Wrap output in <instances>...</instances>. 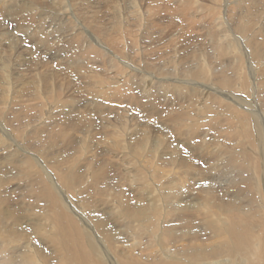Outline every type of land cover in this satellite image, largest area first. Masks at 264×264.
Segmentation results:
<instances>
[{
  "label": "bare ground",
  "instance_id": "1",
  "mask_svg": "<svg viewBox=\"0 0 264 264\" xmlns=\"http://www.w3.org/2000/svg\"><path fill=\"white\" fill-rule=\"evenodd\" d=\"M48 1L50 2L51 6L56 9V11L52 14L50 18L46 17L48 13H44L43 11L38 9L39 4L36 0H0V81H2L3 83V85H0V103H2V105L4 103L3 100L6 89V75L11 77V85L18 84L21 78H24L26 80L25 83L22 84V86H25L29 90V96H32L33 98L37 99L34 105H32V102L27 105L32 108H36L35 111L36 113H38V115L34 122L35 124H40L38 125V128L44 127L43 121L44 115L46 113V108L43 109L46 106V102L42 94H45L47 97L51 96L53 98V101L56 100L54 104L64 105L68 107L70 111L81 113L84 112V114H93V116L88 117L89 120H93L96 123V125L99 127V133L102 134L109 143L102 146L105 155L101 159L103 160V162L109 165V168H112L111 172L113 173V175L116 176V174H118V178H120V180L122 179L121 182L124 183V180H126L127 183L125 184L128 185L131 181V173L127 171L126 168H122L117 165L118 161L123 158L121 151H126L129 153L130 156H133L134 154L140 153L143 150L142 152H144L146 155H150V151L148 150L155 145L154 131L157 130L158 132H161V134L162 131L168 133V127L175 132V134L177 135V141L182 144L181 148L177 150H179L185 156L191 153L192 157L195 160H197L196 158H199L202 163H204L206 166L208 165V168H204L202 171L196 173L199 175L201 180L203 178V182L205 183V186H207L203 194H209L214 196V191L218 192V198L223 199L222 202L217 203L214 202V199L210 201H202L201 199L196 198V196H193L192 198L183 201L186 202L188 205L186 207V210H191L194 208L204 216L206 212L205 204H207L208 202L214 203L215 210L226 211L232 209L237 212L243 210L248 214L252 213V211H256L255 209L258 210L262 208L264 204V113L262 112L263 106L258 107L254 98L247 103L246 109H244L242 105L239 104H228V102L230 101H224L223 103L218 101L219 104H222L221 109H223L229 115L234 117L233 121H226V125L222 126V128L218 127L214 134H211L209 131L203 130L201 127L205 126L209 121H211L215 113L218 111V108L216 107L214 101L215 96L222 97L225 95L224 90L218 88V86H216L214 83L206 82L204 80V76L206 75V68L208 66V56L212 57V59H216L219 55L225 52H231L234 54V56H231V54H229L225 57H221L220 59H218L220 60V62H222V64H219L217 62L215 63L217 68L221 67V70L219 71L220 73L225 72L223 74L225 76H222V74L216 72V70L213 69V65H210V77L212 81H216L219 77H235L236 81H238V86L234 88L233 91L238 92L244 88H249L253 91V96L258 95L260 87L264 86V80L261 81L262 84L258 83L260 79H263L264 77V64L256 62L257 66H254V68L251 67V64L247 62V57L249 55H257V53L262 51V47L264 49V39L262 40L263 42H259L256 41L257 38H255V36L258 35L257 33L262 28H264V19L262 18V16H260L261 12L264 11V0H242L243 6L239 8L232 7L233 0H172L174 4V6L172 5V9L176 13V20L182 23L183 19L184 23L189 28L188 29L183 24H179L181 25L180 27H182L183 25L182 29H184V32L186 31L189 32V34H193L192 31L194 30L192 29L196 28V26H199V30L203 31L202 34L204 33V35H206V37L204 38L206 40H202L198 37V44L195 43V45L192 44L190 45L191 47H188L190 51L194 50L197 47H200L202 50L196 51L193 54V59L189 60L190 62L197 63V65L195 63L193 64L195 68L186 69L185 72L177 73L175 69H172L175 71L173 73V71L171 72L170 69V71H166L167 73L165 71L164 73H162L159 70L160 68L155 67L154 70L152 69L153 67L151 68L150 63L146 62L144 65L146 66V68L148 67L154 71H158V73H156V76H158L157 78L151 77L152 75H150V73H140V69L134 66V58L136 54L133 57H130L131 55L129 52H127L128 50L126 51L127 53H125V50L120 46V48L124 50L122 51L118 46L120 44L117 40L120 37L122 38V36H118L117 38V36L115 37L113 35L112 30L106 31L103 28L98 29V27L96 26L98 24L97 22L95 24L94 21L95 18L98 19L99 16L94 17L90 15L89 13H91V10L88 7L92 5L90 3H93V5H97V3L100 2L99 0H81L84 1L85 4H81L77 0H70L68 4L64 5L63 7L61 6L58 0ZM101 1L104 2L105 0ZM119 1L122 5L120 6V10H127L128 14L132 16L135 21L134 22L132 20L131 22L134 24L136 23V25L138 26V30L146 31V29H149L151 28V26H154V24H152L154 20L152 19V17L153 15L156 16L154 12L159 10L158 5L157 8L153 5L156 0L152 1V5L155 8L150 5H146L145 0ZM146 1H148L147 3H149L151 0ZM172 1L168 0L167 2L170 3ZM102 2L100 3L102 4ZM103 5L104 3L102 4V6ZM169 6L170 4L168 5V7ZM120 10L117 7L116 11H114V16L110 14L112 16L111 18H114L113 21L116 20V13L118 15L120 13ZM178 11H180L182 15L179 14ZM58 12H63V14L66 13V18L71 23L69 27L66 26V20L64 16H62V13ZM209 13L212 16H216V19L214 21H212V19L210 18H202L204 14ZM159 14L161 13L158 12V15ZM226 14H228L230 18L227 20V22H224L227 19ZM161 15H164V13ZM178 15H180V18L178 17ZM251 17H253L254 21H252L254 23H252L251 20L245 23L244 25L243 23L241 24V22H239V19L247 18L248 21ZM100 18L102 17H99V20ZM126 19L128 20V17H126ZM231 19H236L235 21L237 23H232L230 21ZM99 20L98 22L104 21V19H102L103 21ZM125 20L124 23L127 21ZM161 20H163L162 17ZM108 21L110 22V19H108L107 21H105L106 23H104L107 24ZM113 21L111 19V22ZM115 22L120 23L121 19L120 21ZM201 22H203L202 25ZM116 23L115 28L116 25H119ZM194 23L197 25H195ZM105 24H103L102 27H104ZM129 24L130 26L132 25L130 27L132 29L133 24ZM255 25H258L256 26L258 27V29L255 28ZM110 26L111 24H109V26L107 27H109L110 29ZM127 26L129 25L127 24ZM139 26L141 29H139ZM112 27H114V25ZM119 27L118 29L121 30L122 27ZM124 27H126V25H124ZM127 28V30L130 32V28ZM135 28L134 30L138 32V30H136L137 28ZM231 28L236 29V31L238 32H241V29H245V31H252L251 34L248 35L249 37L246 36L247 32L245 33V35L242 34L247 37V41L248 43H250L247 44L245 40L244 44L246 43V46H249L251 50H254V52L251 53L252 55H248L243 50L244 45L242 43L239 44V40L237 38L234 39V37L236 36L233 37L234 34H232L233 30ZM89 30L91 31L90 34H88ZM115 30L117 31L118 35L119 32L121 33V31L117 30V28H113L114 33H116ZM124 30L125 29H123L122 34L120 35H123L125 33H127L126 35H129L132 33H128V31L124 32ZM262 30L264 31V29ZM109 31H111L112 34ZM197 31L198 28L196 30V33ZM201 31L198 32L201 34ZM106 32L108 33L106 34ZM134 32L130 36L124 35V37H127L126 43L127 39L129 43L126 45L127 48L125 49H130L132 55L134 53V50L136 49L137 41L140 44L142 43L140 41L141 38L146 39L147 35L149 37L150 34L155 33L150 32L148 34V32H146L147 35L143 37L140 33H138L140 34V37L138 40H136L135 34H137V32ZM17 35L21 36V38L25 41L29 48H21L19 50V52L21 53L13 54V52L17 50H15L14 44L11 40L14 36ZM132 36L134 38H132ZM240 36L241 35L239 33V37ZM98 37H102L101 40L104 39L108 41L109 44L107 42L103 46L101 42L97 40ZM150 37L153 36L151 35ZM188 37H185L187 41L189 39ZM241 38H243V36ZM119 41L121 43V41L123 42L125 41V39L122 38ZM179 41L177 40V42ZM251 41H253L252 43L254 44H251ZM185 43L186 41L182 42V44L184 45ZM116 45L118 48L115 47ZM173 45L175 46V44ZM187 45L188 44H186L185 46ZM45 46L46 50L43 49L45 48ZM185 46H183V48ZM175 47L173 50L174 52ZM168 48H170L169 44ZM183 48L180 49L179 47V49L182 51ZM30 49L34 50L32 51ZM166 49L164 48V50ZM107 50L109 52H107ZM135 51L138 52V50ZM186 51L187 50L185 49L184 52ZM38 53L42 56L38 55L35 58L27 57L28 55L36 56ZM117 53L118 55H116ZM203 53H205L206 55H204ZM180 54H182V52ZM164 55L163 57L167 56ZM260 56H262V54ZM120 57L121 59L128 58L129 62L133 63L134 65H128L129 63L127 64L126 62L125 63L127 65L121 64L119 60ZM8 58H10L9 61ZM233 59L236 62L235 67H233L232 64ZM47 60H50L51 62L56 64L67 66L68 69L73 68L72 73L76 76H79L80 74L76 71L77 69H75L74 67H83V70L85 69V73L83 74L85 78L83 93L74 95V91H76L77 89H70L71 85L68 84L66 91L64 90L65 92H63L62 94L61 84L58 86L55 82V79L57 80V78L55 77L59 74L56 72H61V70H53L52 68L48 67L45 63V61ZM116 60H118L120 63ZM141 60L142 59H140L138 62H141ZM138 65L136 64V66ZM128 66H130L131 69ZM97 67L99 70L97 69ZM142 69L144 68L142 67ZM150 69H148L147 71L150 72ZM161 70L163 71V69ZM228 70L230 72V76L226 74L229 73ZM100 72L104 74L100 75ZM124 72H127V79L137 84V88H129L128 86H122L121 88L117 89L120 85H122L121 80L123 77L122 74ZM186 72L188 74H192L190 76H195L196 78L199 77V80H201L203 83L201 87L202 90L200 88L198 89L197 87L191 86L190 84L192 83H190V81L189 84L187 80L179 81L177 79H174L175 77L178 78L177 76L179 75H184V73ZM52 76L54 77L53 82H51ZM245 76H248V85H244ZM148 77H151L152 80L149 81ZM168 77L173 79L172 82H168L170 81V78ZM45 81L49 82L46 84ZM152 81H154V83ZM78 84L76 83L78 88H80L81 86ZM81 85L83 86V84ZM197 86L199 85L197 84ZM212 89L215 90V92ZM54 90H57V92H53ZM118 90H120L122 95L126 98L121 101L117 100L114 102H110V100L117 98V94H115V92H118ZM260 90L262 91V89ZM153 99H158V102H160L161 106H159L155 101L151 102L153 101ZM179 99H181V102H179ZM230 99L232 101L237 100L235 97H230ZM261 99L262 98L256 97L258 103ZM27 102H30L28 98ZM2 105L0 106V111L3 108ZM134 106H136V108H134ZM113 107L116 108L119 112H124L125 114L122 115L130 121V124L135 125L137 127L141 124L139 130H142V132H136L132 135L133 138H136L143 134L144 138H138L137 145H129L130 142L133 143L134 140L128 135H123L124 133L121 137H119V133L122 131L123 128H125V125L127 124V122H125L122 118H114V120L117 121V125L114 128H112V126H109V124L107 123V113L114 111ZM109 108H112V110L109 111ZM142 108L144 109L141 112H138V110ZM95 111L96 114H94ZM235 112L239 116H245L246 118L237 120L235 118ZM180 113V119L181 123L183 124V127L178 121V115ZM141 114L144 115V118L140 117ZM150 116L154 118V121L150 119ZM190 125L195 126V128H186ZM60 127L61 129L59 130V132L56 133L58 138L57 140L60 143L59 146H65V144L62 143L63 140H66L68 144L73 141V147L75 150L82 151L83 146H91V144L88 143V140L90 139V136L93 131L91 130L88 122H85L82 127L75 126L74 123H65L63 126ZM223 127L225 128L223 129ZM159 129H162V131H160ZM219 130H222L221 134L218 133ZM251 130L252 132L250 134ZM208 134L211 135V137L216 134V138L210 139V136ZM249 134L252 139L253 145L246 142V137L248 139ZM5 136H7V134L4 131L0 130V168L4 169L0 171V176H3L2 179L10 177L16 178L13 183L11 182L10 185H6L5 187L0 189V198L7 199L10 202L18 204L20 208H23L26 211L27 216L22 217V220L24 222L30 221L28 222L29 224L33 225L35 228H39L40 219L42 218L40 215H37V213H45L46 208L44 202L39 200L37 197L35 198L36 193L38 192V185L36 183L35 177H31V179L27 180L24 177L19 176V173L12 176V174H14L15 172L11 170H15L20 173L26 172L30 167L28 162H31L34 159L37 163V160H39V158L41 160L44 156L39 155L38 158L36 154L28 152L25 146H23V148H19L17 147L14 141H8ZM163 137L166 139L164 135ZM206 137L208 140H205ZM6 140L8 144H6ZM221 140H223L222 143ZM39 142V139H35L34 146L36 145V143ZM57 143L58 142L54 141V145H57ZM5 145L10 146L9 149H5ZM107 145L110 149L107 147ZM175 145H177V143H174L171 146L173 147ZM28 146L33 147L32 143H29ZM111 147L117 151L112 150ZM18 148L23 150L25 155H22L19 151L15 150ZM48 152L49 151L41 153L44 155H49L52 158H56L61 153H66L63 150H59L56 153ZM112 153H115V157L109 156V154ZM256 158L260 160L259 175L256 171ZM188 160V158H179L176 155L167 156L163 158V160L156 158V167L151 166L152 170H150V172H147L148 169L146 168L145 171L147 173L145 175L150 176L152 178L157 177L160 173L168 174L170 172L169 175H171L172 169L175 166H187ZM39 172L42 173V171ZM47 172L49 173V170H47ZM219 172H221V174L226 173V179L231 184L233 183L234 186H231L230 184L223 181L218 182L217 180ZM41 176L43 179V184L46 182L48 189L56 195H58L57 190H63L65 189V187H73L71 185H74V183L77 184L78 180L76 176L68 172L64 173L63 180L60 183L58 181L52 182L49 176L43 173ZM179 179L181 180L183 179V177H180ZM49 180L51 181V183ZM174 182H177V180ZM179 183L181 184L182 182L172 183L171 185ZM158 184L160 183H155V185L160 186ZM185 185L187 186L186 189L189 190L190 193L196 195V188L194 186L190 185V183ZM15 190H19L21 192V198L14 199V194L12 193V191ZM105 191L108 192V189H106ZM33 196L34 200L32 199ZM111 196L115 197L114 195L107 196V198L109 199L106 198L105 200H102L101 203L99 202L96 205L99 210L103 211L107 215L108 219L110 216L114 215L115 213H118L117 208L120 205L119 201H117L116 205H113V202L111 203L109 201L111 200ZM11 197H13V199ZM146 197H150V195H147ZM65 198L68 202H72V200L69 199L70 197L68 196V194L65 195ZM191 199L193 200L190 201ZM224 199L229 200L231 204H223ZM34 201L37 204L34 203ZM40 201L43 206H40L38 204L40 203ZM144 205V209L156 208V220L162 217V210L160 209V206L157 205V203H154V201H147L144 202ZM28 207L29 209H31L29 213V209H27ZM64 208L67 211L69 210L68 206L66 205H64ZM72 208L76 211L77 206L72 203ZM34 209H36V211H34ZM248 209L250 210L248 211ZM114 210H116L117 212H115ZM70 212L73 213L74 217L69 214ZM68 214L71 215V221L76 225V227L74 228V233H81L83 236H86L88 238L87 242L90 253L93 254V249L101 252V248H104V244L102 245V243L103 241L105 242L106 233L99 232L98 237L99 239H101V241L93 238V236L95 237L94 230H96L94 213L87 214L90 226L86 224L87 221L82 220L79 212L78 216L71 210L68 211ZM4 215L5 219L11 218L12 214L10 212V209L6 210L4 212ZM108 219L104 218L99 222V231H101L102 229L101 225H103L104 230L108 229ZM52 220L54 223H63L66 220V215L61 213L55 214L52 216ZM83 221L86 224L85 226L83 225ZM109 221L112 223L110 219ZM120 222L121 217L119 216L113 222V224L116 226L117 223ZM4 225H6V223ZM64 226H66V240L59 236H56L53 238V245L55 249L66 254L67 251L72 248V224H64ZM19 227H21V229L18 232L26 236L27 243L19 245L18 242H20L21 240L20 235L12 233L9 228H6L5 233L1 236V241H4L5 244L8 246L10 253L9 257L12 261H14L16 258H19L22 259L20 264H53L55 263V261H57V263L61 262L62 264H72V262H70L71 260L60 259L59 255L54 250L52 245L46 240L47 237H39L35 233L31 232L29 229H25L22 224L16 225V228ZM211 227L212 224L210 222H208L207 224L204 222H200L197 226L186 227L178 231V240L182 241L180 242V245H175L174 248H168L163 252L164 256L173 261L167 264H248V247L245 242H242L243 253L237 255L234 252L220 246L215 240H212L214 238V234L210 230ZM54 228H60V224H54ZM33 238L36 240V244L33 242ZM258 248L259 241L254 240V251L257 252ZM36 250L39 252L44 262L42 261V258H40ZM3 251L4 250L2 244H0V259L5 257V255L1 257ZM105 251H108V249L105 248ZM108 263L140 264L129 258H125L120 261H117L116 258H113V260H108Z\"/></svg>",
  "mask_w": 264,
  "mask_h": 264
},
{
  "label": "rangeland",
  "instance_id": "2",
  "mask_svg": "<svg viewBox=\"0 0 264 264\" xmlns=\"http://www.w3.org/2000/svg\"><path fill=\"white\" fill-rule=\"evenodd\" d=\"M36 1L39 4L38 9H40L44 13H48L46 15L47 18H50L52 16V14L56 11V9H54L51 6V4L48 0H36ZM58 1L61 4V6L63 7L64 5L68 4V2L70 0H58ZM77 1L80 2L81 4H85L84 1H81V0H77ZM99 1L102 2L101 0H99ZM152 1H154V0H151L150 1L151 3L150 2L147 3L148 1L145 0L146 5H150L153 8H155V7L157 8V5H158L159 10L155 11L154 14L156 16L153 15V17H152V19L155 20V21L153 20V22H152V24H154V26H151L152 29L151 28L146 29V31L145 30H143V31L138 30V28H137L138 26L136 25V23L134 24L131 22L132 20L134 21V19L132 16H130L128 14L126 9H124V10L121 9L122 11L120 10V6H122V5H121V2L119 0H107V2L105 0L104 2H102V4L104 3L103 6L100 2L97 3V5H93V3H90L92 5H90L88 8H90V10H91V13H89L90 15H92L94 17H98V16L102 17V18H100V20H99V17H98V19L95 18L94 23L96 24V22H97L98 25H96V26L98 27V29L103 28L106 31L112 30L113 35L115 37L117 36V38H118V36H122V38L125 39V41H123V42L121 41V43H123V44H121L119 40L122 38L121 37L118 38L117 41L120 44V45H118L119 48L121 46L125 50L124 51V50H122V48H120L122 51H124L125 53L129 52L131 55L130 57H133L136 54L135 58H134L135 65L133 63L129 62L128 58L127 59H123V58L121 59V57H120L119 60H120L121 64L127 65L129 63L128 65H134L135 67H138L140 69V71H141L140 73H144V74L150 73V75H152L151 77H154V78L158 77V76H156V73H158V71H154L155 67L160 68L159 70L162 73H164V71L168 72V71H170V69H171V72L173 71V73L175 71H177V73H181V72H185L186 69L195 68V66H193V64L195 63L197 65V63L196 62H190L189 60L193 59V54L196 51L202 50V49L200 47H197L194 50L190 51L188 49V47L192 44L195 45V43L198 44L197 42H198L199 38H201L202 40H206V39H204L206 37V35H204V33L202 34L203 31L199 30V26H196V28L192 29V30H194V31H192L193 34H189V32H186V31L184 32V29H182L183 25H185L187 28H188V26L184 23L183 19H182V23H180L176 20V13L172 9V5L174 6L172 0H170V1H172L170 3L167 2L168 0H164V2H163V0H158V1L156 0L154 3ZM160 1H162V2H160ZM204 1H206V0H204ZM152 3L155 7L152 5ZM169 4L171 7L170 6L168 7ZM241 6H243L242 0H233L232 1V7L233 8H239ZM117 7L119 8L120 13L118 15L116 13V16H117V17L115 16L116 20L113 21L114 18H111V17L114 16V11H116ZM101 8L103 11H106L107 13L103 12L101 10ZM108 9H110V10H108ZM113 9H115V10H113ZM180 11H178V13L182 15V13ZM124 12L126 15L124 14ZM158 12L161 14L164 13V15H161V14L158 15ZM58 13H62V16H64V18L66 20V26L69 27L71 23L66 18V13H64V14H63V12H58ZM94 13H96V14H94ZM108 13H109V15H108ZM118 16H119V18H118ZM260 16H262V18L264 19V17H263L264 11L261 12ZM126 17H128V20L126 19ZM161 17L163 20H161ZM178 17L180 18V15H178ZM204 17L210 18V19H212V21H214L216 19V16H212L210 13L204 14L202 16V18H204ZM226 17H227V19H226ZM226 17H225L226 21H224V22H227V20L230 18L228 14H226ZM105 18H106V20H105ZM107 18L110 19V22L108 21L107 24H105L106 23L105 21L108 20ZM102 19H104V21ZM111 19L113 22H111ZM120 19H121L120 23L115 22V21H120ZM129 19H130V21H129ZM98 20L103 21V22H98ZM124 20L126 21L125 23H124ZM235 20L236 19H231L230 21L232 23H237ZM250 20L252 23H254L253 17L249 18L248 21H247V18L239 19V22H241V24L243 23V25H244L245 23L249 22ZM114 22L116 24H119L118 26L116 25L117 30L121 31V33L119 32V35L117 34L116 30H115L116 33H114V31H113V28L116 29ZM99 23L102 25H100ZM108 23L111 24L110 29H109V27H107V26H109ZM129 23L133 24L134 28L136 26L137 29L136 28L135 29L138 30V32L135 31L133 27L131 29L130 27L132 25L130 26ZM103 24H105V26L107 27L106 28L104 26L106 29L104 27H102ZM127 24L129 26H127ZM162 24H163V26H162ZM179 24H183L182 27H180L181 25H179ZM202 24H203V22H201V25ZM113 25H114V27H112ZM124 25H126V27H124ZM195 25H197V24H195ZM119 26L122 27L121 30L118 29ZM206 26H207V23H206ZM256 26H258V25H255V28L258 29V27H256ZM127 27L130 28V30H131L130 32L127 30L128 29ZM235 27H233V28H235ZM197 28H198L199 32L201 31V34L198 31H197V33H199V34L196 33ZM233 28H231L233 30L232 34H234L233 37L236 36V37H234V39L237 38L239 40V44L242 43L244 45V48H246V49L243 48V50L248 55L253 53L254 50L253 49L251 50V48L249 46L245 45L246 43L247 44H250V43H248L247 37L244 36L246 32H247L246 36H248L251 34L252 31H248V30L245 31V29L244 30L241 29L240 30L241 32H238V31H236V29H233ZM123 29H125L124 32H127V31H128V33L132 32L131 34H133L134 31H135L134 33L137 32V34L138 33L141 34V31H142V34H141L142 37L147 35L146 32H148V34L150 32L151 33L155 32L154 33L155 35L150 34L149 37L147 35L146 39L148 41L146 39L141 38L142 40L140 39V41L142 43H140V44L137 41L135 50H138V52H136L134 50V53L132 55L131 54L132 52H130V49H125V48H127L126 45L129 44L128 39H127V43H126V38H127L126 36H130L131 34L126 35L127 33H125L123 35H120V34H122ZM139 29H141L140 26H139ZM262 29H264V28H262ZM262 29L258 33L256 32L258 34V35L256 34L257 36H255V38H257L256 41L260 42L264 39V31ZM132 30H134V31H132ZM242 31H244V32H242ZM90 32L91 31L89 30L88 34H90ZM109 32L112 34L111 31H109ZM104 33H105V31H104ZM107 33L108 32H106V34ZM194 33H196L197 35ZM239 33L241 35L240 37H239ZM137 34H135L136 40H138L140 37V34H138V35ZM242 34H244V35H242ZM124 35H126V36L124 37ZM151 35L153 37H150ZM103 36H105V35H103ZM133 36H132V38H134ZM200 36H202L203 38ZM242 36H243V38H241ZM185 37L189 38L188 41L185 39ZM250 37H252V36H250ZM101 38L102 37H98L97 40L99 42H101V44L104 46L108 41H106L104 39L101 40ZM173 38H175V39H173ZM258 38H259V40H258ZM179 39H180V41H179ZM175 40H176V42H175ZM177 40L179 42H177ZM245 40H246V43L244 44ZM11 41L14 44L15 50H17V51H14L13 54L21 53V52H19V50L21 48H29V46L25 43V41L21 38V36H18V35L14 36ZM184 41H186L185 45L188 44L187 46L182 44V42H184ZM252 42L253 41H251V44H254ZM166 43H167V45H166ZM108 44H109V42H108ZM141 44H143V45H141ZM168 44H169L170 48H168ZM173 44H175L176 47ZM178 44H179V46H178ZM181 45H182V47H181ZM166 46H167L168 51L166 49ZM183 46H185L184 48L187 50L186 52H184L185 49L183 48ZM115 47H117V45ZM174 47H175V52L173 51ZM179 47H180V49L183 48V51L180 50ZM164 48L166 50H164ZM43 49L46 50V46ZM142 49L143 50L145 49V50L143 51ZM177 49L179 50V52ZM261 49H262V51L257 53V55L253 54L254 57L250 56V55L247 57V59H248L247 62L251 64V67H254V66L256 67L257 63H263L264 64V58H263L264 49H263V47ZM30 50L33 51L34 49H30ZM107 52H109V51L107 50ZM181 52H182V54H180ZM39 53L36 56L35 55H28L27 57L28 58H31V57L35 58L38 55L42 56ZM162 54L163 55L165 54L167 56L164 55L165 57H163ZM203 54L206 55L205 53H203ZM229 54H231V56H234V54L231 52H225V53H222L221 55H219L216 59L215 58L212 59V57H210V56L207 57L208 66L206 68V75L204 76V80L206 82L214 83L216 86H218V88H221L225 92V95L222 97L215 96L214 101H215L216 107L218 108V111L215 113V115L211 121H209L205 126L201 127L203 130L209 131L211 134H214L218 127L222 128V126L226 125L225 124L226 121H233V119H234V117H232L227 112H225L223 109H221L222 104H219L218 101H220L222 103L224 101H230L231 103L228 102V104H239V105H242V107L244 109H246L247 103L254 98L256 103H257V106L258 107L263 106L262 108L264 109V105H263L264 104V93H263L264 92V86L260 87V89H262L263 92L259 89L258 95L253 96L254 93L249 88L248 89L244 88L238 92L233 91L234 88H236L238 86V81H236L235 77H233V78L219 77L216 81H212V79L210 77V74H211L210 65L212 64L213 69L216 70V72L220 73L219 71L221 70V67L217 68L215 63L217 62L219 64H222V62H220V60H218V59H220L221 57H225ZM261 54H262V56H260ZM116 55H118V53ZM176 55H178V56H176ZM167 57H169V58L171 57L172 59L171 58L169 59ZM249 58H250V60H249ZM257 58H259V59H257ZM140 59H142L141 62H138ZM9 60H10V58H8V61ZM123 60H124V62H123ZM166 60L167 61L169 60V61L167 62ZM116 61H118V60H116ZM146 62L150 63L151 68L153 67L152 69H154V70H152L148 67L146 68V66H144ZM253 62H254V64H253ZM45 63L47 64L48 67L52 68L53 70H59V69L61 70V72H59V71L56 72L59 74L55 77V78H57V80L55 79V82L58 86L61 84L62 94H63V92L66 91L68 84L71 85L70 89H75V88L77 89L76 91H74V93H75L74 95L83 93L84 81H85V78L83 76V74L85 73V69L83 70V67L79 66L77 68V67L73 66L75 69H77L76 71L80 74L79 76H76L72 73L73 68L68 69L67 66H63L60 64L53 63L50 60L45 61ZM170 63H172V64H170ZM175 63H176V65H175ZM136 64L137 65L139 64V65L136 66ZM232 64H233V67H235L236 62L234 61V59L232 60ZM252 64H253V66H252ZM141 66L144 69H142ZM128 67L131 69L130 66H128ZM97 69H98V67H97ZM148 69H150V72L147 71ZM161 69H163V71ZM172 69H175V71ZM142 70L143 71L145 70V71L143 72ZM101 72H103V71H101ZM101 72H100V75L102 74ZM228 72H229V70H228ZM224 73L221 72L220 74H222V76H225V75H223ZM226 74H228L230 76V72L226 73ZM122 75H123L122 80H121L122 85H120L117 89L121 88L122 86H128L129 88H132V87L137 88V84H135L134 82L127 79V72H124ZM190 75H192V74H188L186 72V73H184V75H179V76H177L178 78L175 77L174 79H177L179 81L187 80L188 83L190 81V83H192V84L189 83L191 86L197 87L198 89L199 88L201 89L203 83L201 80H199V77L196 78L195 76L193 77ZM151 77H148L149 81L152 80ZM74 78H75V80H74ZM79 78H81V79H79ZM168 78H170V77H168ZM5 79H6V84H5L6 89H5V96H4V100H3L4 103H3V105H2V103H0V106L2 105V107H3L2 110L0 111V130L4 131L7 134V136H5V138H7L8 141H10V140L14 141L16 143L17 147L23 148V146H25L27 148L28 152L36 154L38 156V158H39V155L44 156L41 160H40V158H39V160L36 159L37 163L35 162L34 159L31 162H28L30 167L26 172L20 173L18 171L11 170V171L15 172L14 174H12V176L19 173V176L24 177L27 180L31 179V177H35L36 183L38 185V192L36 193V196L35 195L34 196H35V198L37 197L39 200L44 202L46 212L43 214L37 213V215H40L42 219L39 218L40 219L39 228H35L33 225L28 223L30 221L24 222L22 220V217L27 216L26 211L23 208H20L18 204L10 202L7 199L0 198V244H2V247L4 250L2 252L1 257H3L5 255L4 258L0 259V264H20L22 261V259H19V258H16L14 261H12L9 257L10 253H9L8 246L5 244L4 241H1V236L5 233L6 228H9L12 233L20 235L21 240H20V242H18L19 245H21V244L23 245V244L27 243L26 236L18 232V231H20L21 227L16 228V225H18V224H22V226H24L25 229H29L31 232L35 233L39 237L40 236L41 237H47L46 240L52 245L53 248H54V245H53V238L54 237L59 236V237L66 240V226H64V224H72V248L69 251H67L66 254H64V253H62L59 250L54 248V250L57 252V254L59 255L61 260H71L70 262H72V264H110V263H108V260H113V258H116L117 261H120V260L125 259V258H129V259H132L133 261H136L140 264H167V263H170L173 261L170 260L169 258H167L166 256H164L163 252H164V250H166L168 248H174L175 245H178V244L180 245V242H182V241L178 240V231H180L186 227L197 226L198 223H200V222H204L206 224L208 222H210L212 224V227L210 228V230L214 234V238L212 240H215L223 248L230 250V251H232L238 255V254L243 253L242 242H245V244L248 247V264H264V204H263L261 209H258V210L255 209L256 211H252V213H250V214L244 212L241 209H240L241 210L240 212L234 211L232 209H229L226 211L215 210L213 202H208L207 204H205L206 212H205L204 216H203V214H200L199 211L194 209V208L191 210H186V207L188 205L186 202H183V201L187 200L189 198H192L193 196H196V198H199L202 201H210V200L214 199V202H217V203L222 202L223 199L218 198V192L213 191L214 196L209 195V194H203V192L207 186H205V183L203 182V178L201 180L199 175L196 173L202 171L204 168H208V165L206 166L204 163H202L199 158H196L197 160H195L192 157L191 153H189L188 155L185 156L179 150H177V149L181 148L182 144L177 141V139H176L177 135L175 134V132L172 129L167 127L168 133H165L162 131V129H159L160 131H162V134L166 137V139L163 137L161 132H158L157 130L154 131L156 147L154 145L152 148H150L148 150V151H150V155H146L144 152H142L143 150L140 152L141 154L136 153L133 156H130L129 153L126 151H121L123 158L118 161L117 165L119 167L126 168L127 171H129L131 173L130 174L131 181L128 185V184H125V183H127L126 180H124V183L121 182L122 179L120 180V178H118L119 177L118 174H116V176L113 175V173L111 172L112 168H109V165L106 164L105 162H103V160L101 159L105 155L102 146L109 144V143H108L107 139H105V137L99 133V127L96 125V123L93 120H89L88 117L93 116V114H84V112L81 113V112L70 111L69 108L64 106V105L54 104V102L56 100L53 101V98L51 96L47 97L45 94H42V96L46 102V106L45 107L42 106V107H44L43 109L46 108V113L44 115V121H43L44 127L38 128V125H40V124L36 123L37 124L36 125L34 122L37 115H38V113H36V111H35L36 108L35 107L32 108V107L27 105V104H30L31 102H32V105H34L36 103L37 99L33 98L32 96H29V90L25 86H22V84L25 83L26 80L24 78H21L19 80L18 84H12L11 85L10 84L11 77L5 75ZM53 80H54V77L52 76L51 82H53ZM78 80H80V81H78ZM169 80L170 81H168V82H172L173 79L170 78ZM263 80H264V77H263V79L261 78L258 83L262 84L261 81H263ZM76 81H78V82H76ZM48 82L45 81L46 84ZM152 82L154 83V81H152ZM173 82H175V81H173ZM76 83L77 84L80 83L78 85H80L81 87L79 86L80 88H78ZM244 83H245L244 85H248V76H245V82ZM81 84H83V86ZM197 84L199 86H197ZM0 85H3L2 81H0ZM150 85H152V84H150ZM213 91L215 92V90H213ZM53 92H57V90H54ZM109 94H111V93H109ZM115 94H117V98L110 100V102H114L117 100L121 101V100H124L126 98L125 96L122 95L120 90H118V92L116 91ZM229 96L235 97L237 100L232 101ZM258 96H260V97H258ZM256 97L262 98L261 100H259V103L257 102ZM27 98L30 100V102H27ZM5 101H6V103H5ZM105 101H107V100H105ZM154 101L159 106H161L160 102H158V99H153V101H151V102H154ZM179 102H181V99H179ZM134 108H136V106H134ZM109 109H110L109 111L112 110V108H109ZM143 109L144 108L139 109L138 112H141ZM263 109H262V112L264 113ZM236 112H235V118L237 120L242 119V118H246L245 116H241V115L239 116ZM94 114H96V111L94 112ZM122 114H125V113L119 112L116 108H114V111L107 113V123L109 124V126H112V128H114L117 125V123H116L117 121H115L114 118H122L125 122H127V124L125 125V128H123L122 131L119 133V135H120L119 137H121L122 134L124 133L123 135H128L130 138H132L134 140L133 143L130 142L129 145H131V144L137 145L138 144V138H144V136H143V134H141L140 136L133 138L132 135L135 134L136 132H138V133L142 132V130L141 131L139 130V127L141 126V124L138 127L130 124V121L125 116H123ZM99 115H101V114H99ZM119 115H121V116H119ZM140 117L144 118V115L141 114ZM150 117H151L150 119L154 121V118H152V116H150ZM180 117H181V113L178 115L179 123H181ZM85 122H88L91 130L93 131V133L90 136V139L88 140V143L91 144L90 147L85 145L82 147V151L75 150L73 147L74 142L71 141L70 144H68L66 142V140L62 141V143H64L65 146H59L60 143L57 140L58 138H57L56 133L59 132V130L61 129L60 126H63L65 123H74L75 126L82 127ZM146 122H147V120H146ZM146 122H144V123H146ZM181 126L183 127L182 123H181ZM186 128H193L194 129L195 126L190 125ZM224 128L225 127H223V129ZM79 129H81V128H79ZM221 131L222 130H219L218 133L221 134L222 133ZM251 132H252V130L250 131V134H251ZM250 134L248 136V139L246 137V140H247L246 142L253 145ZM209 136H210V139L216 138L215 137L216 134L212 137H211V135H209ZM35 139H39V141H40L39 143H36V145H35L36 147L34 146V140ZM7 140H6V142H7ZM24 140H26V141H24ZM205 140H208L207 137ZM54 141L58 142L57 145H54ZM104 141H107V142H104ZM222 142H223V140H221V143ZM29 143L30 144L32 143L33 147H29L28 146ZM174 143H177V145L172 147L171 145H173ZM6 144H8V142ZM9 147L10 146H8V145L4 146L5 149H9ZM107 147H108V145H107ZM19 148L15 149V150L19 151L20 154L25 155L23 150H21ZM111 149L114 150L112 147H111ZM59 150H63L66 153H61L56 158H52L49 155H44L41 153V152H47V151H49L48 153H56ZM9 151H12V150H9ZM114 151H117V150H114ZM175 155L178 156L179 158H182V157L188 158L189 160H188L187 166H180V167L175 166L172 169L171 175H169L170 172L168 174L160 173L157 177H154V178L145 175L147 172H150V170H152L151 166L156 167V165H157L156 158L163 160V158H165L167 156H175ZM109 156L115 157V153L109 154ZM152 158H153V160H152ZM205 160H208V159H205ZM238 160H240V159H238ZM238 160H237V162H238ZM256 160H257L256 171L259 175L260 174V160L258 158H256ZM117 165H116V167H117ZM146 168L148 169L147 172L145 171ZM1 170H4V169L0 168V171ZM47 170H49V173L47 172ZM11 171H9V172H11ZM39 171H42L43 174L48 175L52 182L58 181L59 183L62 182L64 173H67V172L71 173L78 178L77 184L74 183L75 186L71 185L73 187H65V189H63V190H57L56 189L57 193H58V195H56L55 193H52L48 189L46 182L43 184V179L41 176L42 173ZM4 173H7V172H4ZM244 174H247V173H244ZM2 177L3 176H0V189L5 187L6 185H10L11 182L13 183L15 181V178H16V177H14V178L10 177V178H6V179H2ZM180 177H183V179L180 180L179 179ZM176 180H177V182H182V183L171 185L172 183H177V182H174ZM51 181H50V183H51ZM217 181L218 182L223 181V182L230 184L231 186H234L233 183L231 184L226 179V173L221 174V172H219ZM157 182L160 183V184H158L160 186L155 185V183H157ZM189 183H190V185H192L196 188V195H193L192 193H190L189 190L186 189L187 186L185 184H189ZM106 189H108L109 194L107 191H105ZM12 193L14 194V199H18V198L22 197V194L19 190L12 191ZM66 194H68V196L70 197L69 199L72 200L71 203L66 200V198H65ZM110 195L115 196V197L111 196L110 197L111 200H109L111 203L113 202L112 203L113 205H116L117 201L120 202V205L117 208L118 213H115L114 215L109 217V219L112 221V223L109 221L107 215L103 211L99 210L96 206L99 202L101 203L102 200H105L107 198V196H110ZM147 195H150V197H146ZM34 196L32 197L33 200H34ZM11 198L13 199V197H11ZM107 199H109V198H107ZM135 200H136V203H135ZM192 200L193 199H191L190 201H192ZM41 201L38 204L40 206H43ZM147 201H154V203H157V205L160 206V209L162 210V217H160L158 220L155 219L156 218V215H155L156 214V208L144 209V206H145L144 202H147ZM104 202H106V201H104ZM34 203H36V202L34 201ZM72 203H74L77 206L76 211L73 210ZM224 203H230V202H229V200L224 199L223 204ZM64 205L68 206L69 210L74 212L77 216H78V212H79L82 220L87 221L86 224H88L89 226H90V224L88 222L87 214L88 213L89 214L94 213L96 230H94L95 237L93 236V238L101 241V239H99V237H98L99 232H105L106 233L105 242L103 241V243H102V245L104 244L103 245L104 248L103 247L101 248V252L93 249V254H91L89 251L88 242H87L88 238L86 236H83L81 233H77V234L74 233V228L76 227V225L71 221V218H70L71 215L73 217H74V215L71 212L69 213L71 215H69L68 214L69 210L67 211L64 208ZM9 209H10V212L12 214V217L9 219H5L4 212L6 210H9ZM27 209H29V207ZM249 210L250 209H248V211ZM30 211H31V209L28 210V213ZM34 211H36V209H34ZM114 211L117 212L116 210H114ZM60 213L66 215V220L63 223H54L52 220V216L55 214H60ZM119 216L121 217V222L117 223V225L115 226L113 224V222ZM104 218L108 219L107 220L108 229L104 230L103 225H101L102 229H101V231H99L98 230V224ZM5 223H6V225H4ZM54 224H60V228H54ZM86 224L84 222L83 225L85 226ZM254 240L259 241V248H258L257 252H255L253 249ZM33 242L36 244V240L34 238H33ZM105 248L108 249V251H105ZM36 252L39 254V252L37 250H36ZM39 256H40V258H42L40 254H39ZM42 261L44 262L43 258H42ZM60 263L61 262L57 263V261H55V263H53V264H60Z\"/></svg>",
  "mask_w": 264,
  "mask_h": 264
}]
</instances>
